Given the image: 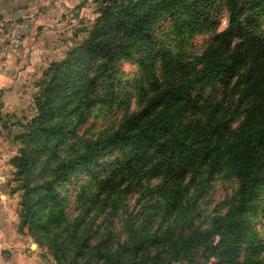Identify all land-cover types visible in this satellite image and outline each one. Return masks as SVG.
<instances>
[{
	"label": "trees",
	"instance_id": "1",
	"mask_svg": "<svg viewBox=\"0 0 264 264\" xmlns=\"http://www.w3.org/2000/svg\"><path fill=\"white\" fill-rule=\"evenodd\" d=\"M99 2L86 36L19 106L26 119L8 121L0 90V128L18 147L19 232L55 264H264V0ZM116 107L119 124L81 134ZM217 180L236 190L201 221Z\"/></svg>",
	"mask_w": 264,
	"mask_h": 264
},
{
	"label": "rangeland",
	"instance_id": "2",
	"mask_svg": "<svg viewBox=\"0 0 264 264\" xmlns=\"http://www.w3.org/2000/svg\"><path fill=\"white\" fill-rule=\"evenodd\" d=\"M0 1L4 8L0 9V39L4 42L10 37L11 32L14 30L12 27L14 23L29 21L30 26L27 30L28 33L26 31L16 34L17 37L21 38L22 44L18 47H13L11 51L25 50L27 47L26 42L39 45V49H35V51L31 52V60L35 62L34 60L36 59L39 64L34 70V72L39 71L38 77L40 76L43 68H45L49 62L57 60L59 57L61 58L66 51L73 48L76 42L82 41L97 18L98 9L100 7L99 0H32L26 8L31 9V13L27 12L25 16L13 17L8 13H15V11L12 10H14L15 5L20 3L21 0H12V2H8L9 0ZM214 19L218 23V32L224 30L227 27L228 19L226 10L219 11ZM261 32L264 34V23L261 26ZM211 39L212 35L210 34L196 38L192 42V48L189 50L190 53L195 55L202 53L210 43ZM31 68L33 67L31 66L29 68V73L33 72L31 71ZM121 69L127 78H131L137 73V69L129 64H122ZM3 105L5 104L3 103ZM135 109V99H133L131 110L133 111ZM3 110L5 111L6 109L3 108ZM124 115L125 110L123 108L120 109L116 107L108 115L101 114L97 117L95 116L89 120L88 124L82 129L81 134H83L84 131H89L88 136L93 137L98 132L110 129L114 125L119 124ZM25 116L27 117L28 115L26 113L20 112L17 116H15L14 119L12 118L8 121L14 122L17 120L26 119ZM18 132L19 130L14 129L13 134ZM6 137H8V135ZM3 138L4 137L0 135V142H2ZM6 147V155L10 156L14 153L15 156L17 154L18 147L12 148L10 146V141H8ZM12 176V181L14 183L10 190L13 192V194L19 193L21 195V192L15 190L18 186V183L14 181L15 172ZM1 180H3V176H1ZM235 190L236 185L234 183H224L219 180L213 182L212 186L207 191H205L203 197L199 200L200 220L206 221L208 217L212 215V212L216 206L226 198L231 197ZM76 195V192L71 188L68 211L71 215L74 213L73 205ZM137 199V194L128 199L127 204L130 210H135L136 212L139 211L140 206L136 205ZM15 209L17 210V218L15 221L18 222V224H16V234L20 237L22 236V239L25 243V253H29L30 257H33V255L36 254L37 257H39L41 264H55L51 255L45 248L37 245L35 241L28 235L21 234L19 232L18 227L20 222V201L19 204L16 205ZM100 222L101 219L98 220L97 226L100 224ZM119 222L120 219L115 221V227L117 230L120 229ZM262 223H264V220L259 223V229L261 228ZM32 244H35L37 247L32 248ZM43 255H45V258L42 257Z\"/></svg>",
	"mask_w": 264,
	"mask_h": 264
},
{
	"label": "crops",
	"instance_id": "3",
	"mask_svg": "<svg viewBox=\"0 0 264 264\" xmlns=\"http://www.w3.org/2000/svg\"><path fill=\"white\" fill-rule=\"evenodd\" d=\"M0 9L1 7L0 1ZM27 12L31 13V9L15 10V13H8L11 16H25ZM28 33V31H27ZM3 41L0 39V45ZM26 49L21 51H9L5 59L0 58V90L2 91L1 102L4 103V113L15 114L17 116L19 106L31 100L34 94L33 85L38 80L39 71L34 72L38 62L35 59L31 60L32 51L39 49V45L26 42ZM46 64V63H44ZM32 73H29V68ZM46 66V65H45ZM44 70V68H43ZM41 71V74L43 72ZM40 74V75H41ZM32 91V92H31ZM0 135L3 136L0 142V264H41L39 257L36 254L30 257L29 253H25V243L17 235L16 205L19 204L21 195L11 192L13 187L14 168L10 165V160L14 157V153L10 156L6 155L7 143L10 141V146L16 148L9 137L6 130L0 128ZM3 176V180H1Z\"/></svg>",
	"mask_w": 264,
	"mask_h": 264
},
{
	"label": "built area",
	"instance_id": "4",
	"mask_svg": "<svg viewBox=\"0 0 264 264\" xmlns=\"http://www.w3.org/2000/svg\"><path fill=\"white\" fill-rule=\"evenodd\" d=\"M29 21H23L19 23H14L12 25L13 31L10 34V37L0 45V58L5 59L7 53L14 47H18L22 44L21 38L17 37L16 34L19 32H26L29 29Z\"/></svg>",
	"mask_w": 264,
	"mask_h": 264
},
{
	"label": "water",
	"instance_id": "5",
	"mask_svg": "<svg viewBox=\"0 0 264 264\" xmlns=\"http://www.w3.org/2000/svg\"><path fill=\"white\" fill-rule=\"evenodd\" d=\"M32 248H35V247H37L35 244H32V246H31Z\"/></svg>",
	"mask_w": 264,
	"mask_h": 264
}]
</instances>
